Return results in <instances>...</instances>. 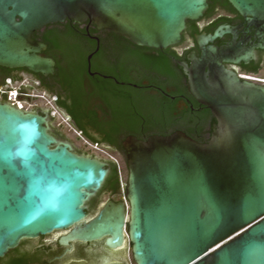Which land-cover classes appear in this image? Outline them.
<instances>
[{"label": "water", "instance_id": "95a60500", "mask_svg": "<svg viewBox=\"0 0 264 264\" xmlns=\"http://www.w3.org/2000/svg\"><path fill=\"white\" fill-rule=\"evenodd\" d=\"M227 1L260 27V41L213 44L225 34L236 36L232 29L196 36L200 55L191 52L189 62L178 65L189 93L215 118L211 138L200 143L182 131L128 137L127 203L110 201L90 216L87 203L107 179L106 161L74 153L49 133L45 117L0 104V174L14 182L10 199L0 193V258L23 240L65 231L62 246L102 241L115 250L130 243L135 264H219L217 254L229 246L237 264H264L259 250L251 259L244 253L248 242L264 243V86L225 67L248 63L256 49L264 50V0ZM208 2L0 0V64L53 74L54 61L37 54L46 46L32 36L66 20L94 23L137 46L168 49L182 42L187 22L198 21ZM29 149L36 174L51 184L46 191L23 175V156L3 162L6 152Z\"/></svg>", "mask_w": 264, "mask_h": 264}, {"label": "flooded vegetation", "instance_id": "af4514ba", "mask_svg": "<svg viewBox=\"0 0 264 264\" xmlns=\"http://www.w3.org/2000/svg\"><path fill=\"white\" fill-rule=\"evenodd\" d=\"M193 22L197 32L189 36L182 45H177L179 53L196 47L197 50L191 52L199 56L196 36L210 35L218 29H232L236 32V36L225 34L217 39L213 44L218 47L232 45L234 40H248L247 46L251 42L260 41L257 36L261 32L260 27L253 24L251 18L242 16L227 0H209L204 15ZM67 24L77 25L83 41H97L98 44L97 50L89 52L87 56L86 50L85 53L75 54L73 68L58 66L57 57L60 58V55L55 50L53 57L52 49L46 42L47 34L61 33ZM94 27L96 26L91 22L80 24L66 20L47 25L33 34L32 39L36 45L46 46V49L37 54L54 61L53 74L0 64V104L26 114L45 117L49 133L58 141L69 144L74 153L90 155L94 150L112 153L122 162V166L114 160L105 162L109 171L107 178L113 172V163H118L122 171L121 188L119 190L115 184H108L106 179L102 188L87 203L89 215L97 210L96 214L110 201L127 203L125 174L128 166L123 143L132 136L147 140L158 135L150 133L142 125L143 97L152 101L159 100L166 105L176 102L181 110L186 107L184 98L174 95L172 87L158 85L157 75L144 70L135 53L126 54L117 51L119 49L113 52L99 50L102 40L101 36L91 34ZM108 44L111 42L108 41ZM188 55L187 61L182 62H189ZM225 67L242 81L264 86L263 81L257 80L264 79V50L256 49L248 63H227ZM205 108L202 106L200 111ZM128 120L135 124L138 122L140 138L136 134L127 133L124 126L118 125H123ZM72 136L75 138L71 139ZM111 136L115 138L114 142L109 141ZM66 233L55 231L36 239L23 240L16 249L0 258V264H71L77 261L92 264H135L130 243L115 250L107 248L102 241L91 244L71 242L68 246H62L60 239Z\"/></svg>", "mask_w": 264, "mask_h": 264}, {"label": "trees", "instance_id": "16d2710c", "mask_svg": "<svg viewBox=\"0 0 264 264\" xmlns=\"http://www.w3.org/2000/svg\"><path fill=\"white\" fill-rule=\"evenodd\" d=\"M187 23V29L183 33V41L179 45L185 43L189 36H192L197 32L193 21H188ZM78 31L76 24L75 26L67 24L64 25L61 33L55 35L54 33L47 34L46 42L52 49L51 55L53 56L56 51L58 52L57 54L60 55V58L57 57L58 66L61 65L73 68V57L75 54L79 52L85 53L86 50L85 56H87L89 52L97 50V41H83L80 36L81 34L79 35ZM91 34L101 36L102 41L99 48L101 51L113 52L119 49L117 51H122V53H135V55L138 56L142 68L144 70L152 71L157 75L156 80L158 85L162 87H165L166 85L170 86L173 88L174 95L179 96L178 98H184L186 107L181 110L178 108L176 102L171 105H166L159 100L155 99L152 101L147 97H143L142 125L147 131L161 136H169L177 131H182L200 143L209 142L212 134V127L215 124V118L211 111L206 108L203 111H200L202 106L198 104L189 93L187 88V77L183 69L178 65V61H187V55L191 51H196V47L187 49L183 53H179L177 46L164 50L141 47L133 44L124 37L116 35L112 31H100L96 27H94ZM108 41L111 42L110 45L108 44ZM118 125L124 126L126 131H128L127 133L136 134L140 138L141 134L139 130H137L139 127L138 122L135 124L134 121L130 122L128 120L123 122V125L122 123ZM114 139L115 138L111 136L109 141L114 142ZM120 148L123 150L121 145ZM125 167L127 168L126 163ZM125 177L127 184L128 171H126ZM121 179L119 165L113 163V172L107 178V183L115 184L120 190Z\"/></svg>", "mask_w": 264, "mask_h": 264}, {"label": "snow or ice", "instance_id": "6c2138e0", "mask_svg": "<svg viewBox=\"0 0 264 264\" xmlns=\"http://www.w3.org/2000/svg\"><path fill=\"white\" fill-rule=\"evenodd\" d=\"M16 156L24 157V167L26 172L23 175L26 176L32 185L40 188L42 191H46L48 187H51V184L45 186L46 178L44 175L36 174V164L33 159L34 153H32L30 149L16 153L6 152L2 159L5 164H10L11 160ZM0 193H2L3 199L5 200L10 199L14 193V182L11 178L6 177L3 174H0ZM237 235H239V233H237ZM217 247L220 246L217 245ZM257 250H259L261 254H264V243L257 244L256 242L250 241L245 245L244 253L249 259H251L256 254ZM229 254L235 256L237 253L236 250H232L231 246H229V249H222L221 253L217 254L220 257L219 264H237V261L230 258ZM240 264H248V260L241 261Z\"/></svg>", "mask_w": 264, "mask_h": 264}, {"label": "rangeland", "instance_id": "374dc122", "mask_svg": "<svg viewBox=\"0 0 264 264\" xmlns=\"http://www.w3.org/2000/svg\"><path fill=\"white\" fill-rule=\"evenodd\" d=\"M70 138L71 139H74L75 136H72ZM79 147H80V145H79ZM87 156H89V157H95V158H97V159H99L101 161L114 160V161L119 162V164L121 165V162L119 161L118 157L116 155H113L112 153H100V152L94 150L93 153H91L90 155H87ZM96 211L97 210H95L94 212H92L90 214V216H93Z\"/></svg>", "mask_w": 264, "mask_h": 264}, {"label": "built area", "instance_id": "2783aa9c", "mask_svg": "<svg viewBox=\"0 0 264 264\" xmlns=\"http://www.w3.org/2000/svg\"><path fill=\"white\" fill-rule=\"evenodd\" d=\"M257 80H259V81H263L264 82V79H257ZM118 164V163H117ZM120 170V176H121V178H122V171H121V169H119Z\"/></svg>", "mask_w": 264, "mask_h": 264}]
</instances>
